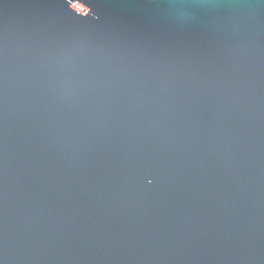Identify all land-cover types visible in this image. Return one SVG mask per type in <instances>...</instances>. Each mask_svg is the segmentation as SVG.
<instances>
[{"label":"water","instance_id":"obj_1","mask_svg":"<svg viewBox=\"0 0 264 264\" xmlns=\"http://www.w3.org/2000/svg\"><path fill=\"white\" fill-rule=\"evenodd\" d=\"M0 264H264V0H0Z\"/></svg>","mask_w":264,"mask_h":264}]
</instances>
